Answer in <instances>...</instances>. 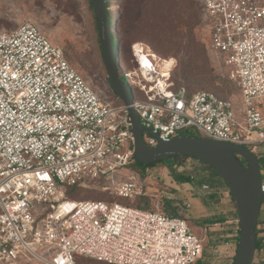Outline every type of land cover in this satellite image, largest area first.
<instances>
[{
  "label": "built area",
  "instance_id": "2783aa9c",
  "mask_svg": "<svg viewBox=\"0 0 264 264\" xmlns=\"http://www.w3.org/2000/svg\"><path fill=\"white\" fill-rule=\"evenodd\" d=\"M200 2L209 51L226 69L240 108L211 91L173 89L175 61L135 44L134 66L123 71L133 97H142H134L133 109L159 140L190 130L264 158V0ZM131 128L127 108L103 103L38 27L0 30V264H75V255L106 264L201 259L203 240L184 216L189 203L175 217L156 196L145 211L68 199L61 189L102 182L122 199L147 196L136 172L115 177L134 161ZM143 139L148 146L158 140L145 133ZM261 189L264 195L263 178ZM197 195L223 192L202 184ZM229 223L238 237L237 219ZM257 239L262 246L252 264H264V218Z\"/></svg>",
  "mask_w": 264,
  "mask_h": 264
},
{
  "label": "rangeland",
  "instance_id": "374dc122",
  "mask_svg": "<svg viewBox=\"0 0 264 264\" xmlns=\"http://www.w3.org/2000/svg\"><path fill=\"white\" fill-rule=\"evenodd\" d=\"M107 3L115 18L112 32L115 42L119 43L118 76L123 81V71L132 70L134 66L131 61V48L135 44H140L147 52L158 58L175 61L172 72L173 89L187 85L189 93L198 90L215 91L207 86L208 82L186 84L179 77L181 53L176 54V44L183 45L190 39L196 43L197 49H201L200 46L205 48L206 60L199 63L202 69L207 67V63L215 76L225 78L226 69L209 51V33L201 18L200 0H107ZM24 23L38 27L53 45L63 51L71 67L103 103L112 107L122 105L107 81L88 0H0V30L14 31ZM213 82L215 86H220L219 81ZM224 91L227 93H223V98L231 100L240 108V99L234 85L228 83ZM134 97L135 100L142 98L137 93H134ZM176 170L192 174L196 178L209 176L208 170L200 162L190 158L184 160ZM128 171L136 172L142 191L153 201L156 200L155 196L159 198L162 206V197L166 196L180 200L178 207L184 202L189 203L190 209L184 211V216L189 228L203 240L206 263L232 264L236 242L232 232L234 227L229 221L236 218V211L230 199L227 198L226 203L199 196L197 187L175 184L168 167L164 164L147 169L123 168L118 170L115 177H124ZM261 176L264 179V171H261ZM211 177L212 180L217 179L215 176ZM104 186L103 183H88L79 187L63 186L61 189L66 198L77 201H101L133 207L138 205V197L120 199L114 195L112 186ZM261 212V218H264V201ZM214 216L224 218L225 222L216 226L198 225V222ZM74 258L78 259V264H103L78 255Z\"/></svg>",
  "mask_w": 264,
  "mask_h": 264
},
{
  "label": "water",
  "instance_id": "95a60500",
  "mask_svg": "<svg viewBox=\"0 0 264 264\" xmlns=\"http://www.w3.org/2000/svg\"><path fill=\"white\" fill-rule=\"evenodd\" d=\"M88 1L94 17L100 58L108 84L127 108L132 124L134 161L139 165L148 166L174 157H183L209 167L225 184L236 207L238 242L232 264H252L256 251V226L264 199L258 160L246 148L230 143L185 135H178L165 142L144 129L133 109L132 89L118 76V42L114 44L113 23L108 13L107 0ZM144 133L157 138V144L148 146L143 139Z\"/></svg>",
  "mask_w": 264,
  "mask_h": 264
},
{
  "label": "trees",
  "instance_id": "16d2710c",
  "mask_svg": "<svg viewBox=\"0 0 264 264\" xmlns=\"http://www.w3.org/2000/svg\"><path fill=\"white\" fill-rule=\"evenodd\" d=\"M90 6V4H89ZM91 8V7H90ZM107 9H108V13L111 17L112 23H114L115 18L114 15L112 14L109 5L107 3ZM201 18H202V14H201ZM12 32V31H10ZM201 49H197L196 48V43L193 42V40H188L187 43L185 44H176V54L177 53H181V59H180V74L179 77L184 81V83H191V84H204L205 82L207 84V86L209 88L214 89L215 91H211L214 94H216L218 97L223 98V93H227V91H224L226 89V85L228 83H231L225 76V78H221L220 76H215L214 75V71L212 68L209 67V65L206 63V68L202 69V67L200 66V62H204V60H206V51L205 48L202 46H200ZM118 50H119V46H118ZM213 73V75H212ZM206 74V76H205ZM207 74H209L207 76ZM213 79V80H212ZM213 81H219L220 86H215V83ZM179 87H185L186 89L188 88V86H178ZM188 91V89H187ZM209 91V90H206ZM189 93V91H188ZM190 94V93H189ZM178 135H185V136H195V137H201V135H199L198 133H195L194 131H190V130H185L180 132ZM187 158H183V157H174L171 159H168L164 162H160L157 164H164L168 167L169 172L171 177L173 178V181L175 182V184L177 185H183V184H187L190 186H194L199 188L202 184H208L209 186L215 188L218 185H221L223 187L226 188L225 184L222 182V180L206 165H204L203 163H201L205 169L208 170V177H201V178H196L194 175L192 174H184L181 172H178L176 170V167H178L179 165H181V163L186 160ZM199 162V161H198ZM242 163L244 164V161H242ZM157 164H153V165H148V166H142L137 164L135 161L132 162V164L129 166V168L133 167V168H142V169H147V168H151L154 167ZM258 164L260 167L261 171H264V158H260L258 159ZM196 173H198L196 171ZM211 176H215L217 179L212 180ZM102 183V182H100ZM119 198V197H118ZM209 198L213 199V196H209ZM122 199V198H120ZM139 202L138 205L134 208L137 209H141V210H145V211H150L153 209V203L154 201L148 197V196H138ZM163 199V211L165 213H167L168 215H172L175 217H178V204L181 203L180 200H176V199H167V198H162ZM230 199H231V203L233 204L235 211H236V207L234 204V201L230 195ZM215 200V199H214ZM264 201V199H263ZM218 203V201H217ZM205 204L209 205L207 202H205ZM263 205V203H262ZM133 207V206H131ZM262 213V212H261ZM261 213H260V217H259V222L261 221ZM236 214V212H235ZM225 220L224 218L221 217H208L200 222H198V225L200 226H205V225H214V224H221L224 223ZM236 240L238 239V237L235 238ZM210 243H212V240L210 241ZM262 246V243L260 241V239H257L256 241V250H258L260 247ZM205 256H206V251L205 248L203 249V254L201 259H199L196 263L194 264H207L205 261ZM82 258V257H81ZM86 259V258H85ZM91 260V259H90ZM94 261V260H93ZM97 262V261H95ZM98 263H102V262H98ZM75 264H78V259H75ZM106 264V263H103Z\"/></svg>",
  "mask_w": 264,
  "mask_h": 264
},
{
  "label": "crops",
  "instance_id": "0c3cea01",
  "mask_svg": "<svg viewBox=\"0 0 264 264\" xmlns=\"http://www.w3.org/2000/svg\"><path fill=\"white\" fill-rule=\"evenodd\" d=\"M215 188H217L220 192H223V196H216V195H214L213 196V199H216V200H221L222 202H226V203H228V199H230V195L229 196H226V193H227V188H225V187H223V186H221V185H218L217 187H215ZM228 198V199H227ZM230 202H231V199H230ZM234 219V218H233ZM234 239V238H233ZM234 241H236L235 239H234Z\"/></svg>",
  "mask_w": 264,
  "mask_h": 264
},
{
  "label": "flooded vegetation",
  "instance_id": "af4514ba",
  "mask_svg": "<svg viewBox=\"0 0 264 264\" xmlns=\"http://www.w3.org/2000/svg\"><path fill=\"white\" fill-rule=\"evenodd\" d=\"M115 39V38H114ZM118 42V41H117ZM116 42H115V40H114V44H115ZM119 44V43H118ZM119 46V45H118ZM240 160H241V162L243 161L241 158H240Z\"/></svg>",
  "mask_w": 264,
  "mask_h": 264
}]
</instances>
